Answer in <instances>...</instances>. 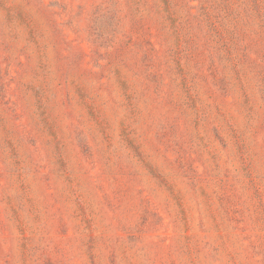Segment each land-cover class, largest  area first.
Segmentation results:
<instances>
[{
  "label": "rangeland",
  "instance_id": "obj_1",
  "mask_svg": "<svg viewBox=\"0 0 264 264\" xmlns=\"http://www.w3.org/2000/svg\"><path fill=\"white\" fill-rule=\"evenodd\" d=\"M0 264H264V0H0Z\"/></svg>",
  "mask_w": 264,
  "mask_h": 264
}]
</instances>
